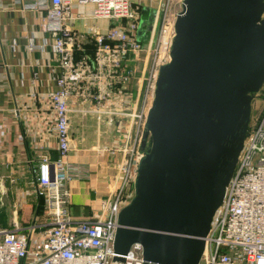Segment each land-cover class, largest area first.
<instances>
[{
	"label": "water",
	"instance_id": "95a60500",
	"mask_svg": "<svg viewBox=\"0 0 264 264\" xmlns=\"http://www.w3.org/2000/svg\"><path fill=\"white\" fill-rule=\"evenodd\" d=\"M264 0H184L159 69L114 263L201 264L264 86Z\"/></svg>",
	"mask_w": 264,
	"mask_h": 264
},
{
	"label": "built area",
	"instance_id": "2783aa9c",
	"mask_svg": "<svg viewBox=\"0 0 264 264\" xmlns=\"http://www.w3.org/2000/svg\"><path fill=\"white\" fill-rule=\"evenodd\" d=\"M154 1L159 2L158 34L154 25L151 29V23L147 22L143 27L140 18L134 21L132 0L45 1L46 7L50 8L49 18L57 22L47 30L52 33L50 45L61 68L58 91L51 96L57 158L53 160L43 154L39 170H34L35 193L42 203L44 222L35 221L26 232L18 225L12 230L0 231V264H116L113 260L118 218L128 204L123 189L115 194L104 219L77 221L71 216L68 184L78 170L68 161L72 152L70 128L75 112L72 90L80 85L76 93L85 101L91 100L93 105L99 106L105 102L109 108H114L119 97L131 95L129 89L137 75V65L143 61V54L148 53L153 61L148 73L149 88L154 92L160 65L165 59L170 62L175 38V22L169 14L172 0ZM75 4L90 5L95 19L112 21L109 32L100 34L93 30L84 34L72 31L66 21ZM88 44L94 47L92 56L87 54L85 46ZM77 52L81 53L79 59ZM131 61L135 64L128 67ZM85 81V86L91 85L93 95L82 89ZM100 86L106 87L105 90L95 89ZM139 97L140 94L137 104ZM150 108L138 113L134 111L131 115L122 113L123 108L118 113L108 111L109 124L116 116L133 117L132 123L137 129L133 141L140 143ZM95 110L99 109L92 107L90 113ZM141 158L142 155L133 158L130 165H121L126 173L124 185L135 181ZM127 264H142L139 245L132 247ZM201 264H264V107L251 116L243 150L223 204L213 220Z\"/></svg>",
	"mask_w": 264,
	"mask_h": 264
},
{
	"label": "crops",
	"instance_id": "0c3cea01",
	"mask_svg": "<svg viewBox=\"0 0 264 264\" xmlns=\"http://www.w3.org/2000/svg\"><path fill=\"white\" fill-rule=\"evenodd\" d=\"M45 1L0 0V231L18 225L26 232L35 221L44 222L34 170H39L43 154L57 158L51 96L58 91L61 68L47 30L57 22L49 18ZM71 12L66 25L78 33L106 34L113 25L108 19H95L90 5L75 4ZM157 14L154 4V28ZM85 48L92 56L93 45ZM93 122L98 134L89 138L83 131L73 134L74 148L68 158L78 169L68 184L70 212L77 221L104 219L118 190L116 166L109 162L117 161L112 153L125 132L117 120L107 126L110 135L102 136V124ZM88 144L92 147L86 149ZM103 144L107 150H102Z\"/></svg>",
	"mask_w": 264,
	"mask_h": 264
},
{
	"label": "rangeland",
	"instance_id": "374dc122",
	"mask_svg": "<svg viewBox=\"0 0 264 264\" xmlns=\"http://www.w3.org/2000/svg\"><path fill=\"white\" fill-rule=\"evenodd\" d=\"M132 1H133V9L135 11L134 21L141 19L144 23V24L142 23L144 27L146 21L150 20L148 24H150L151 22V29H153V25L155 23L154 18H153L154 17V4H156V7H157L159 6V2L154 1V0H132ZM183 1L184 0H172L171 2L169 14H170L171 20L172 21L174 20V22L176 21L177 16L182 11ZM160 22H161V17L159 19V23ZM158 25L159 24L157 23V26H156L157 33L156 34L159 33L158 29L160 26ZM142 58H143V61L140 64H138L137 65L138 67L136 68L137 75L135 79L131 82V86L129 89L131 95L125 96L124 98L119 97L118 105H116L114 108H109L106 104H104L105 102L101 103L99 106V104L93 105L91 100L85 101L83 97L78 96L76 93L77 89H80V85L78 87L77 86L74 87L73 91L75 94H74V98L72 99V107H74L73 109L75 112L72 115L73 123L70 128L71 137L73 134L75 135V133H78V131H80V133H82L83 131L84 135L87 136V138H89L90 136L91 137L96 136L98 134V126H96L97 124L94 123L93 121H96L97 123L102 124L100 134L102 136H107L109 134L107 126L108 125L112 126L113 124H115L117 120L118 122H120L119 126L122 130H124L125 134H122L123 136L118 138L119 139L118 141L120 142V144L116 146L114 152L112 153L113 155H116L117 161H113L109 163H111L112 168L114 167V165L116 166L115 168H116V173L118 177V190L115 192V194L123 189V195L125 197V202H128V204L132 201V199L135 196V186H134L135 181L132 180L130 181L129 184L124 185L126 173L123 170L121 165L122 164L130 165L134 159L142 155L140 152V146H141L142 141L140 140V143L139 141L137 142L133 141L136 135V132H137V129L135 128L134 123H132L133 117L131 118L129 116H126V117L116 116V118H113V123L108 124L109 117H110L108 115V111L118 113V112H121L123 108L124 110L122 111V113L131 115L133 114L134 111H135L134 113H138L140 110L147 111L148 108L152 107V103L154 100V94H155V88H156V87L154 88L153 93L151 92L149 88L150 82H149L148 73H150L151 66L153 63L152 56H149L148 53H145L143 54ZM145 61L146 63H144ZM168 63L165 59L163 60V64H161V61H160L158 65L161 64L160 65L161 67L163 65H167ZM133 64L135 63L131 61L130 63H128L127 66L132 67ZM158 75H159V72L157 74V78H158ZM85 85H86V81H85V84L82 85V89L83 90L87 89L85 92L89 90V92H91V95H93L91 91L92 90L91 85H88L89 87ZM105 88L106 87L102 88V86L95 87V89L97 90L100 89L99 90L100 92L104 91ZM139 94H140V97H139L140 99L137 104V99H138ZM92 107L94 108L97 107V109L99 110H95L94 113L91 114L90 109H92ZM263 107H264V86L261 89V91L257 95L254 96V99L252 102V116L257 115L263 109ZM131 124H133L132 127H131ZM94 125L96 127H93ZM144 133H145V127L142 129V136H144ZM85 147L86 149H89L90 147H92V145L88 144ZM107 147H108L107 144H103L102 150L104 149L107 150L108 149ZM73 148L74 147L72 145V150ZM107 152H110V150H108Z\"/></svg>",
	"mask_w": 264,
	"mask_h": 264
}]
</instances>
